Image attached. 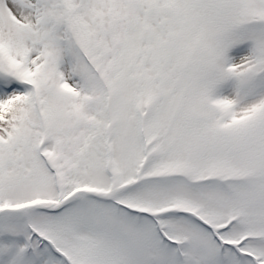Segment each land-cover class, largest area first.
Masks as SVG:
<instances>
[{"label": "snow or ice", "instance_id": "1", "mask_svg": "<svg viewBox=\"0 0 264 264\" xmlns=\"http://www.w3.org/2000/svg\"><path fill=\"white\" fill-rule=\"evenodd\" d=\"M0 264H264V0H0Z\"/></svg>", "mask_w": 264, "mask_h": 264}]
</instances>
